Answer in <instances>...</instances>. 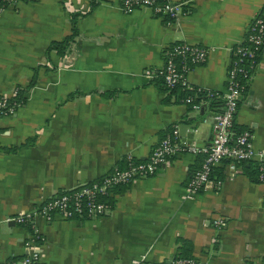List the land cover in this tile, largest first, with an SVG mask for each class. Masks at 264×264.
<instances>
[{
  "label": "crops",
  "instance_id": "1",
  "mask_svg": "<svg viewBox=\"0 0 264 264\" xmlns=\"http://www.w3.org/2000/svg\"><path fill=\"white\" fill-rule=\"evenodd\" d=\"M169 1L180 4L173 18L124 11L121 0H22L0 11V96L18 89L23 98L0 115V264H16L34 236L42 264H264V184L254 161L233 172L217 164L210 178L220 186L188 194L203 156L183 152L113 188L100 217L32 214L51 196L124 168L127 156L145 160L175 127L182 141L209 144L221 103L193 110L143 71L159 69L172 44L198 45L207 55L187 82L223 92L232 50L252 16L264 17V0ZM72 20L64 55L47 51L70 35ZM233 125L264 150V42ZM22 214H31L26 224L16 220Z\"/></svg>",
  "mask_w": 264,
  "mask_h": 264
},
{
  "label": "built area",
  "instance_id": "2",
  "mask_svg": "<svg viewBox=\"0 0 264 264\" xmlns=\"http://www.w3.org/2000/svg\"><path fill=\"white\" fill-rule=\"evenodd\" d=\"M22 0H0V11L13 7ZM180 6L169 0H121V8L129 11L136 7H149L153 13L173 18ZM264 42V17L255 13L247 24L245 38L237 45L231 54L229 66L226 71L225 87L219 94L222 104L218 112L212 116L211 138L207 146L199 148L181 140L177 128L166 133L152 148L145 160H134L127 156L126 164L122 169L105 174L87 184L70 190H63L47 200L43 201L32 214L36 212L50 219L58 214L64 218H97L106 214L111 209V203L102 197L109 196L110 189L117 185H125L137 178L152 176L167 158L183 152L201 153L203 158L198 168L189 176L185 188L188 194L194 193L212 183L218 188L222 179L211 181L210 175L214 166L223 163L228 171H234L235 165L242 162L254 161L256 166V179L264 184V150L255 149L247 131H235L233 118L238 101L242 93V84L239 76H246L245 61H250L251 68L256 62L254 56ZM207 50L201 46L177 43L163 50L162 66L151 71L145 69L143 74L147 78H159L165 89L179 87L190 89L191 85L186 80V73L194 65L204 62ZM251 74L248 75V80ZM196 91L203 90L207 97L217 96V92L195 86ZM16 91V90H15ZM15 91L13 93H15ZM195 94L186 95L181 101L193 110H197L200 102L208 101V98L194 100ZM5 97L0 96V115L12 113L13 108H5ZM229 176H224V178ZM31 214L17 216L20 224H26ZM213 225L220 227L221 220H214ZM25 254L16 264H42L39 240L36 236L27 241L24 246ZM134 264H142L135 262ZM170 264H202L194 258H175Z\"/></svg>",
  "mask_w": 264,
  "mask_h": 264
},
{
  "label": "trees",
  "instance_id": "3",
  "mask_svg": "<svg viewBox=\"0 0 264 264\" xmlns=\"http://www.w3.org/2000/svg\"><path fill=\"white\" fill-rule=\"evenodd\" d=\"M159 2H161V0H158ZM71 33L70 35L66 36L64 39H62L61 41L59 42H51L46 50L49 51V50H54L55 53H57L59 56H62L64 55V53L68 50V44L72 38V36L75 34L76 30H75V27H74V22L73 20L71 21ZM177 44V43H175ZM174 44H172L171 46H173ZM170 46V47H171ZM259 54H260V50H258V52H256L255 56H254V61L256 62L258 60V57H259ZM245 68H246V76H242L240 75L239 76V82L240 84H242V93L241 95L244 93V91L246 90L247 88V83H248V75L252 73V70L253 68H251V64H250V61H245ZM164 86V85H163ZM205 91L203 90H199V91H196L195 89V86H191L190 89H183V88H179V87H175V88H172L170 90H168V94H173L175 95L176 99L179 101H181V99H183L186 95H192V94H195V97H194V100L195 101H198L202 98H208V103H209V107H216L217 105H219L220 103L222 104V100L219 96V92H217V96L213 95L212 97H207L204 93ZM23 103V98L21 96V93H20V90H16V92L9 98H6L5 99V106L3 107V109H7V108H16L18 105H21ZM188 106V105H187ZM255 170H256V166H255ZM97 180V179H96ZM117 186H121V185H117ZM117 186H114L110 189V191H112L113 188L117 187ZM62 192V191H61ZM105 201L109 202L110 203V199H111V196H104L102 197ZM179 258H189V257H179Z\"/></svg>",
  "mask_w": 264,
  "mask_h": 264
},
{
  "label": "water",
  "instance_id": "4",
  "mask_svg": "<svg viewBox=\"0 0 264 264\" xmlns=\"http://www.w3.org/2000/svg\"><path fill=\"white\" fill-rule=\"evenodd\" d=\"M193 127V125L192 126H190V128H192ZM180 129V128H179ZM184 129H186V127L184 128Z\"/></svg>",
  "mask_w": 264,
  "mask_h": 264
}]
</instances>
